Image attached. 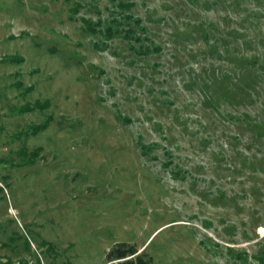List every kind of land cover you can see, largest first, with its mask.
<instances>
[{"label": "rangeland", "instance_id": "obj_1", "mask_svg": "<svg viewBox=\"0 0 264 264\" xmlns=\"http://www.w3.org/2000/svg\"><path fill=\"white\" fill-rule=\"evenodd\" d=\"M123 242L264 264V0H0V264Z\"/></svg>", "mask_w": 264, "mask_h": 264}, {"label": "trees", "instance_id": "obj_2", "mask_svg": "<svg viewBox=\"0 0 264 264\" xmlns=\"http://www.w3.org/2000/svg\"><path fill=\"white\" fill-rule=\"evenodd\" d=\"M39 107L38 104H35L33 108L29 106L24 107L23 111L33 110ZM252 123H248L250 125ZM255 126V125H254ZM257 126V125H256ZM46 128V125L43 126H34L33 133L43 130ZM106 264H153L152 258L149 257L144 250L139 251V249L130 243H116L108 250L106 253ZM69 264V263H65Z\"/></svg>", "mask_w": 264, "mask_h": 264}]
</instances>
